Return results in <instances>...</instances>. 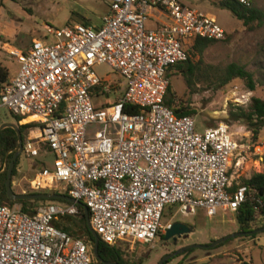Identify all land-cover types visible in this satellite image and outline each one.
Wrapping results in <instances>:
<instances>
[{
    "label": "built area",
    "instance_id": "built-area-1",
    "mask_svg": "<svg viewBox=\"0 0 264 264\" xmlns=\"http://www.w3.org/2000/svg\"><path fill=\"white\" fill-rule=\"evenodd\" d=\"M103 1L108 11L98 26H46L28 51L5 45L19 69L3 83L0 106L21 116L20 123L37 125L21 152L35 157L41 146L54 155L52 167L36 171L28 189L65 185L110 246L150 243L164 234L171 223L162 226L160 219L168 205H178L185 216L202 208L211 217L248 203L264 218V197L255 189H230L229 171L251 153L249 146L224 123L196 131L192 116L176 115L164 103L167 69L187 59L186 44L196 37L223 40L225 30L213 16L178 0ZM235 1L251 7L256 0ZM152 8L165 11L171 22L147 28ZM101 63L123 78L113 103L108 93L116 84L92 70ZM94 92L106 106L92 103ZM128 104L138 111H126ZM91 125L103 127L90 133ZM76 205L48 202L30 214L0 204V264H90L83 240L53 224L58 215L76 213Z\"/></svg>",
    "mask_w": 264,
    "mask_h": 264
},
{
    "label": "rangeland",
    "instance_id": "rangeland-1",
    "mask_svg": "<svg viewBox=\"0 0 264 264\" xmlns=\"http://www.w3.org/2000/svg\"><path fill=\"white\" fill-rule=\"evenodd\" d=\"M178 1L213 16L227 33L223 40H215L204 50L201 56L202 67L206 64L223 67L235 62L245 66L253 74L255 89L252 91L239 78H235L222 88L215 90L208 88L207 84L201 81L189 89L181 71L172 72L169 77L174 103L177 105L183 103L195 110L193 119L196 131L201 132L207 126L224 123L229 126L233 138L238 143L244 144V148L249 146L248 151L251 153L244 154L240 166L233 165L230 169V181L239 183L241 178H247L255 172H264V129L260 130L256 139H253L252 133L242 121H227L230 104L231 106H246L251 97L264 99V19L261 23L256 21L247 26L234 17L229 10L219 7L217 0ZM2 3L0 31H3L2 35H6L5 37L9 41L8 45L16 49L18 46L14 33L29 35L38 32L44 35L46 26L60 28L82 22L98 26L101 24L103 15L108 11V4L103 0H3ZM254 6L264 12V0H256ZM152 9V11L149 9L146 27H152L160 17L162 22H171L165 11L157 8ZM7 43L0 42V65L7 69V78H10L17 73L19 64L5 51ZM192 59L194 62L198 61L197 56ZM92 70L99 79L108 84H116L114 91L108 93L107 102L113 103L116 97L122 93L123 78L106 63L94 64ZM91 100L97 107L107 105L104 104V99L95 92L92 93ZM7 122L16 123L11 113L5 107L0 106V124ZM102 127L101 125H91L88 130L92 133ZM32 131H27L24 134V139ZM256 146L259 147L257 154L254 153ZM37 147L40 152L35 157H29L24 152H20L17 156L16 172L11 177V187L15 193H43L44 191H30L28 180L42 167L51 168L54 155L51 151H43L41 146ZM63 188L65 185L61 184L58 188L60 194L65 193ZM48 202L65 206L60 202L45 201L39 203L38 207ZM178 207L176 204L166 206L160 224L165 226L167 223L181 221L191 226L193 231L186 238L178 240L176 244L165 243L161 237L163 234L160 232L150 243L130 244L124 242L120 246L123 248L124 257L129 262L157 264L173 250L176 251L187 245H207L238 230L235 213L230 211L218 209L217 213L210 217L204 209L198 208L195 214L185 216L178 210ZM263 221L264 218L261 214L256 213L252 229L261 228ZM255 234V236L249 234L231 238L216 248H191L192 251L178 254L170 258L166 264H238L240 260L247 264H264V231ZM82 240L93 259V246L86 243L84 238Z\"/></svg>",
    "mask_w": 264,
    "mask_h": 264
},
{
    "label": "trees",
    "instance_id": "trees-1",
    "mask_svg": "<svg viewBox=\"0 0 264 264\" xmlns=\"http://www.w3.org/2000/svg\"><path fill=\"white\" fill-rule=\"evenodd\" d=\"M217 4L219 7L229 10L234 17L242 21V23L247 26L255 23L256 21L258 23H261L264 19V12L260 8L254 6V4L251 7H245L235 0H217ZM82 23L86 24L85 22ZM214 41L215 40L202 38V37H196L192 39L186 47V52L188 54L187 59L183 62L173 64L167 69L166 76L168 77V79L170 77V73L175 71H181L185 84L189 89H191L196 83L201 81V82H205L208 88L216 90L222 88L231 80L235 78H239L245 82L246 87L249 90L251 91L254 90L255 80L253 79V74L250 71H248L245 68V66L239 63L232 62L223 67L209 65V64H206L203 67L201 66L202 63L201 56L204 50ZM196 56L198 57V61L194 62L192 58ZM7 77H8L7 69L4 66L0 65V89L3 83L6 82ZM171 92H172V85L169 81L167 92L164 99L165 105L171 108L176 115H189L193 117L195 110L193 108L185 106L183 103H180L179 105L175 104ZM125 110L129 112H136L138 111V108L128 104ZM11 115L14 118L19 128V131L21 133V139L23 142L24 134L27 131L35 129L37 125L33 122L20 124V120L22 119V117L13 114ZM227 115H228L227 121H242L246 125L248 130H250V132L252 133V138L256 139L258 134L260 133V130L264 129V99L258 97H251L249 103L246 106H239V105L231 106L230 104V107L228 108L227 111ZM17 146H18L17 136L12 128L7 127L0 130V204L7 206L18 205L22 211L30 214L35 213L37 209L40 207V206L38 207V204L45 201H55V202L63 203L65 205L70 204V202L63 199H52V200L22 199L16 201H10L7 199L5 193L4 181L6 178L8 163L14 151L17 149ZM16 164L17 161L15 162L12 175H14L16 172ZM237 184H246L250 188L255 189L259 195L264 197V172H255L247 178H241L239 183L231 182L230 189L231 190L234 189ZM27 193H38V192H27ZM43 193L60 194L58 190H44ZM63 195H67V193L65 192L63 193ZM76 207H77L76 213L58 215L54 218L53 224L59 229L67 232L69 235H71L74 238H80V239L84 238L86 243L93 246L94 237L87 226V221L84 215V208H83L84 204L78 203ZM255 215L256 212L253 210L250 204L244 203L241 207H239V209L235 213V220L238 224L237 231L245 232V231L253 230L252 223L255 220ZM262 226H264V221ZM255 235H256L255 233L254 235L252 234V236ZM161 237H164V235H162ZM228 240L217 244L216 246H214V248L224 244ZM190 251L192 250L189 249L185 251L183 254ZM88 254L91 258L90 264H103L99 262L96 258H94V256L92 259V256L89 252ZM98 254L103 260L106 261L117 260L122 264H135L129 262L124 257L123 248L120 245L110 246L102 242L100 239L98 244ZM169 261L170 259L164 262V264L168 263Z\"/></svg>",
    "mask_w": 264,
    "mask_h": 264
},
{
    "label": "water",
    "instance_id": "water-1",
    "mask_svg": "<svg viewBox=\"0 0 264 264\" xmlns=\"http://www.w3.org/2000/svg\"><path fill=\"white\" fill-rule=\"evenodd\" d=\"M7 127L12 128L15 131L16 136H17V142H18L17 149L14 151V153H13V155H12V157L8 163V167H7V171H6V178L4 181L5 193H6L7 199L10 201H16V200H22V199H28V200L63 199V200H66L70 203L78 204V202L76 200L69 197L68 195L56 194V193H24V192L15 193L12 190V187H11L12 171H13L17 156L21 152L22 139H21V133H20L19 128H18L16 123L7 122V123H1L0 124V130L7 128ZM83 208H84V215H85V218L87 221L88 229L90 230V232L92 233V235L94 237V244H93V248H92V255L94 256V258H96L99 262H101L103 264H122V263L118 262L117 260H111V261L103 260L99 256V254H98L99 237L90 225L87 207L84 206ZM192 231H193V228L191 226H189L188 224L181 222V221H175V222L171 223L169 227H167V229L165 230L163 239L168 240V239L172 238L174 241H176V239L178 237H180L181 235H188ZM262 231H264V227L253 229L250 231H245V232L236 231V232H233V233L228 234L226 236H223L221 238H218V239L212 241L210 244H207V245H198V244L195 245L194 244V245L183 246L180 249L165 255L157 264H164V262L168 261L170 258H173L174 256L181 254V253H183L186 250L191 249V248L208 249V248H212V247L216 246L217 244L224 242L228 239H231V238H234L237 236H241V235L254 234V233L262 232Z\"/></svg>",
    "mask_w": 264,
    "mask_h": 264
},
{
    "label": "crops",
    "instance_id": "crops-1",
    "mask_svg": "<svg viewBox=\"0 0 264 264\" xmlns=\"http://www.w3.org/2000/svg\"><path fill=\"white\" fill-rule=\"evenodd\" d=\"M3 0H0V8H1V5H3ZM153 9H151V11H152ZM150 11V10H149ZM150 13V12H149ZM149 15V14H148ZM5 16H7V15H5ZM150 16H152V15H150ZM4 18H6V17H4ZM158 18V17H157ZM162 18L160 17V18H158L157 19V21L155 22V24L152 26V27H147V28H149V29H154V28H156L158 25H160L161 23H163L162 21ZM0 34H1V36H0V42L1 41H3V42H9L7 39H6V35H2L3 34V31L1 30L0 31ZM34 34V35H33ZM33 34H29V35H27V34H17V33H14V38H15V40H16V44H17V48L19 49V50H22V51H28L29 49H30V46H31V41H32V39H34V38H39V37H42V35H43V33H33Z\"/></svg>",
    "mask_w": 264,
    "mask_h": 264
},
{
    "label": "flooded vegetation",
    "instance_id": "flooded-vegetation-1",
    "mask_svg": "<svg viewBox=\"0 0 264 264\" xmlns=\"http://www.w3.org/2000/svg\"><path fill=\"white\" fill-rule=\"evenodd\" d=\"M262 227H264V226H262ZM163 235H164V234H163ZM186 237H187V235H181L180 237H178V238L176 239V241H174V240L171 238V239H168V240H164V242H165V243H170V244H176L178 240H182V239H184V238H186ZM173 251H175V250H173ZM173 251H172V252H173Z\"/></svg>",
    "mask_w": 264,
    "mask_h": 264
}]
</instances>
